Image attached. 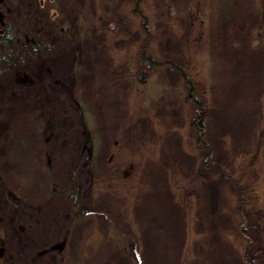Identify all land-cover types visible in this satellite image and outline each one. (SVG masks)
Listing matches in <instances>:
<instances>
[{
	"label": "rangeland",
	"instance_id": "obj_1",
	"mask_svg": "<svg viewBox=\"0 0 264 264\" xmlns=\"http://www.w3.org/2000/svg\"><path fill=\"white\" fill-rule=\"evenodd\" d=\"M0 21L25 50L0 72V264H264V0H0Z\"/></svg>",
	"mask_w": 264,
	"mask_h": 264
},
{
	"label": "trees",
	"instance_id": "obj_2",
	"mask_svg": "<svg viewBox=\"0 0 264 264\" xmlns=\"http://www.w3.org/2000/svg\"><path fill=\"white\" fill-rule=\"evenodd\" d=\"M142 24L145 29L148 28V25L145 21H143ZM18 35H19V31L13 23L9 21H3V22L0 21V72L3 69V67H5L7 64L8 65L15 64L19 60V56L22 55V53L25 51L23 49L18 48L19 46L18 40H17ZM26 48L38 50L40 48V44L38 43V41H31V44L28 45ZM146 62L147 64H149L151 61L146 57ZM178 70L181 73V75L187 79L182 69H178ZM188 88H191V87H188ZM197 106L201 110L202 107H204V103L199 100L197 101ZM196 120L198 121V125H199L197 127L201 128L202 126L203 128L204 126L203 116L201 117L200 114L193 116L191 118V123L194 124ZM197 140L198 141L201 140V135L197 136ZM207 152H210V151H207ZM255 156L252 157V160L250 162L245 163L243 165V168H246V167L250 168L252 167V165H255ZM9 198H10L9 200L12 201L11 199L12 197L9 196ZM78 204H79V208L84 207V203L82 201L79 200ZM80 211L82 210L80 209ZM125 221L129 226H133L131 220H128L127 218H125ZM128 231H129L128 232V236H129L131 231L130 230ZM123 248L127 249L128 247L124 245Z\"/></svg>",
	"mask_w": 264,
	"mask_h": 264
},
{
	"label": "water",
	"instance_id": "obj_3",
	"mask_svg": "<svg viewBox=\"0 0 264 264\" xmlns=\"http://www.w3.org/2000/svg\"><path fill=\"white\" fill-rule=\"evenodd\" d=\"M145 75V73H143Z\"/></svg>",
	"mask_w": 264,
	"mask_h": 264
}]
</instances>
